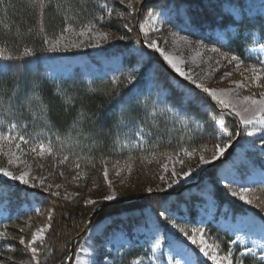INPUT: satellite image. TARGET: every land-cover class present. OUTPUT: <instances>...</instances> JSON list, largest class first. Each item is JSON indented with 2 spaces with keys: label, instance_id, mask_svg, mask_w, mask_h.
<instances>
[{
  "label": "trees",
  "instance_id": "trees-1",
  "mask_svg": "<svg viewBox=\"0 0 264 264\" xmlns=\"http://www.w3.org/2000/svg\"><path fill=\"white\" fill-rule=\"evenodd\" d=\"M142 1L0 0V68L4 69L0 70V131L24 136L28 147L41 142L50 144V158L54 160L69 157L63 163L62 176L55 179L57 192L38 186L3 187L7 193L4 197L5 190L0 192L6 211V217L0 218V264H65L72 239L81 233L96 207L105 202L108 186L102 173L104 165L126 168V174L116 182L119 187L115 201L141 199L115 204L97 213L92 226L106 220L109 225L93 239V246L106 242L114 230L133 238L134 232L144 225L143 211L153 214L163 226L164 237L171 235L180 240V234L164 223L173 220L167 213L177 214L174 224L179 231L187 230L198 219L199 208H207L197 194L190 192L191 188L173 197L161 195L179 191L183 185L169 189L156 173L155 164L145 163L184 151L194 154L183 160L182 170L192 168L191 177L196 181L201 173L195 186L197 192L208 190L217 206L214 221L206 226L210 229L209 239L221 252H227L232 240L215 224L224 207L226 214L233 217L250 213L264 222V183L249 188L247 197L251 203L246 204L233 196V192L237 193L234 183L219 184L221 163L198 167L196 154L212 157L216 145L231 143L237 134L236 124L221 115L208 99L204 100L201 90L196 89L199 95L193 100L184 87L188 84L174 79L158 58L143 47L141 38L149 44L157 40L158 34H141L139 27L151 14L164 11L168 16L160 19L159 34L177 32L217 48L228 59L235 56V62L264 69L250 53L256 37L264 44V17L253 7L248 13L244 4L247 0H160L143 5L137 31V12ZM249 1L261 5L259 0ZM223 4L239 9L240 17L226 13ZM88 26L107 34L108 55H122L118 71L111 67L114 72L105 74L98 63L97 71L89 77L81 67H74L71 73L52 79L42 63L43 58L52 55L49 41L63 33L64 28ZM121 35L126 39L120 40ZM87 56L95 61L92 54ZM220 118L224 120L222 130L217 128ZM232 153L233 150L226 160ZM246 170L245 164L236 168L242 178ZM75 171L77 175L73 174ZM29 193L34 194L37 208L25 211L21 206ZM171 198L174 202L165 207L163 201ZM40 225L47 226L43 239L27 244L32 231ZM21 237L24 244L20 243ZM82 240L75 247L73 260ZM146 246L118 255L111 250L107 256L110 264H131ZM32 247L36 248L35 254ZM103 258L104 255H97L95 264H101ZM258 260L257 256L244 255L237 257L236 264H257ZM199 264L205 263L199 260Z\"/></svg>",
  "mask_w": 264,
  "mask_h": 264
},
{
  "label": "rangeland",
  "instance_id": "rangeland-1",
  "mask_svg": "<svg viewBox=\"0 0 264 264\" xmlns=\"http://www.w3.org/2000/svg\"><path fill=\"white\" fill-rule=\"evenodd\" d=\"M259 2L261 5L255 6L254 3L247 0L244 3L246 11L251 13L250 9L253 7V11L258 12L264 17V0H259ZM222 6L223 10L230 16L236 19L240 17V10L235 6L230 4H223ZM167 16V13L164 11L156 15L151 14L143 24H140V30L141 28L143 29L141 34L147 31H153V33L158 34L156 40L158 47L165 55L172 58L186 75L191 76L192 80L195 81V83H193L181 77L185 80V83L189 82L194 86L196 83H199L208 87L210 90L216 91L218 94H224V98L230 105H235L236 109L241 111L245 119H251L253 121L250 124L241 123V135L236 143L231 158L221 163L218 174L219 184L228 185L234 183L237 187L238 198L239 195H244L248 199L247 196L249 191L242 192V188L249 189L252 185L264 183V124L255 122L256 116L253 115L255 111L254 108L252 111L243 112L244 108L251 107L249 103L244 102V98L260 99V93L264 92V69L255 66L258 72L253 73L251 67L254 65L235 62L232 59H228L226 55L222 53L220 54L217 51L213 52V48L206 46L203 42L191 40L177 32L167 35H163L162 33L159 34L161 28L159 21L161 18L167 19ZM68 29L69 31H64L56 38L49 41L48 47L52 51V55L42 59V63H44L45 67L48 69L52 79L63 74L71 73L74 67H81L89 77L94 71H97L99 66L98 63H101V70L105 74H112L114 72L111 67L118 71L119 68L117 67L121 65L122 55H108L105 52L108 36L103 30L95 26H88L82 29ZM81 33H83V35H81ZM255 41V46L250 49V53L255 59L264 61V47H262L264 44H262L257 37ZM87 53L92 54L95 61L90 60ZM134 53H137V51H134ZM160 57L163 59L162 56ZM256 75H259L260 79L254 80L253 77ZM237 84L242 85V87L238 88L236 86ZM199 90L202 91V89ZM208 98L212 100L211 97ZM212 101L221 108L217 101ZM236 117L241 122V117ZM220 120L221 118L218 119V122ZM218 122L217 128L222 130L223 127ZM247 132H253L254 135L249 137L247 136ZM231 143H227L228 147ZM17 144H19L20 147H17ZM225 144L226 143H224V145ZM33 147L26 146V144L22 143L19 139L14 141H0V169L9 171L16 176L27 174L25 177L27 183L24 184L19 180H11L0 173V182L3 183V185H0V192L3 191V187H5V189H10L15 185L25 186L26 188L38 186L45 189H52L55 192L58 191L57 189H59V186L56 180L60 179L62 176V170L64 169L62 168L64 166L63 163H61V160L50 158V154L47 152L44 153L43 156L38 155V149L37 152H33ZM254 153H258L260 156H256ZM193 154L192 152L184 151L179 155L162 157L145 164L152 165V163H154L159 178L163 183H166L167 187L170 189L196 181L191 177L192 168L189 167L190 170H182L183 160L192 158ZM196 156L198 157L199 168L207 167L214 161L212 159L213 156L208 157L206 153H198ZM201 157L209 162L201 163ZM242 164H245L247 169L245 171V178H242L236 171V168ZM125 169L126 168L118 164L114 166L104 165L102 167L103 178L108 186V194L103 200L113 201L116 198L118 193L117 189L119 187L116 185V182H118L121 175L124 173L126 174ZM105 170H107L108 173L107 179L104 175ZM174 172L177 175L174 176ZM183 172H189L190 176L182 178ZM75 173L76 171L73 172V174L77 175ZM56 175L58 176L56 177ZM173 180L177 182L173 183ZM190 192L197 194L198 197L203 200L202 205L205 206L207 210L203 211L202 208H199L198 219L185 230L188 235H191L192 229L194 228L202 229L205 243L211 246L212 251H215L218 256L221 257L231 254L234 258L233 264H236V259L240 256L253 255L258 258L264 256V222L262 220L255 218L250 213L239 214L233 217L230 214H226V208L224 207L222 209V214L218 216L217 221H215L216 226L220 228L223 233H228V238L232 239L227 245V252L224 254L208 237L210 229L207 228L208 225L206 226V224L210 221H214V214L217 207L214 200L209 195L208 190L199 193L194 186L191 187ZM6 193L7 191L5 190L3 194L4 197ZM20 197L23 196L20 195ZM107 197H112V199H107ZM25 199L27 202H23L21 209L25 211L36 210L37 204L34 201V194L29 193ZM240 201L244 202L242 200ZM171 202H174V198L163 201L164 205H166L165 207ZM4 206L5 202H0V218L6 217L5 211H3ZM180 209L182 212H185V207L183 205H181ZM141 214L143 215L144 225L134 232L135 236L133 238L126 237L125 233L122 231L114 230L110 231L106 242L100 246H93V239L101 235L102 231L109 225V221H102L95 225L88 236L82 241L72 264H95L94 258L100 254L104 255V260L101 264H110L111 260L107 255L111 253V250L114 254L116 253L115 255H118L129 249L136 251L146 244L148 248L145 247L142 249L140 258L134 260L131 264H183V260H181L179 256L173 259L175 253L169 247L170 242H178L180 247L188 249L194 262L200 260L205 264H212L211 260H208L202 253H199L198 245L200 243L201 233L198 232L196 234L197 244L193 245L187 235L177 231L176 228L173 227L174 220L177 219L176 213H167L169 217H166L169 219L172 218L173 220H170V222L164 221V223H167L166 225L172 229V231L180 234L182 240L173 239L171 235L164 237L162 232L163 226L158 223L154 215L147 211H143ZM184 219L187 220L188 218L184 217ZM46 228L47 226L45 225H40L35 228L27 244L42 240ZM22 236H24V234ZM21 239L22 237L19 240ZM249 249H251V252H249ZM145 253H148V255Z\"/></svg>",
  "mask_w": 264,
  "mask_h": 264
},
{
  "label": "snow or ice",
  "instance_id": "snow-or-ice-1",
  "mask_svg": "<svg viewBox=\"0 0 264 264\" xmlns=\"http://www.w3.org/2000/svg\"><path fill=\"white\" fill-rule=\"evenodd\" d=\"M65 32L69 31L68 28H64L63 29ZM131 31V29H129ZM141 31H143V29L141 28ZM81 35H83V33H81ZM120 40H124L126 39V37L124 35H121L119 37ZM45 43H47V41H45ZM146 47L154 49L155 51L159 52L160 56L163 57L164 61L167 62L168 65L171 66V68L177 73L179 74L180 77H183L184 79L190 80L193 83H195L194 80H192V77L189 75H186L185 72L172 60V58H170L168 55H165V53L158 47L157 41L153 40L151 41L149 44L146 45ZM264 47V46H262ZM139 51V50H137ZM213 52L218 51L217 48H213L212 49ZM140 55H146V53H139ZM29 55H31V53L29 52ZM231 59L234 61L237 58L235 56L231 57ZM262 67H264V61H260ZM0 70H4L3 68H0ZM251 71L253 73H257L258 69L255 66L251 67ZM254 80H258L260 79L259 75H256L253 77ZM238 88L242 87V85L237 84L236 85ZM184 87L187 88L188 92L192 94V99H195L196 95H199V93L196 92V89H202L203 93H206L207 96L203 97L204 100H207L208 97H211L212 100H215L218 102V104L221 106V108L223 110H227V111H231L233 112L236 116L241 117V123L242 124H250L253 121L251 119H245L242 116L241 111L236 109L235 105H230V103L224 98V94H218L216 91L214 90H210L208 87L203 86L202 84L196 83L195 84V88H191L188 85H185ZM166 99V97H165ZM244 102L245 103H249L251 105V107H246L243 109V112H249L252 111L253 108L255 109V111L253 112V115L256 116V123L259 124H264V92L260 93V99H251L249 97H245L244 98ZM222 127L224 125V120H220L218 122ZM254 133L253 132H247V136L251 137L253 136ZM16 139H19L22 143L27 144L28 141L25 139L24 136H20V137H13L10 135V133H5L3 131H0V141H14ZM229 139H231V137H229ZM17 147H20L19 144H17ZM228 147L227 144L221 146V145H216V149H215V153L212 157L213 160L218 159L219 157L224 156L225 154V149ZM38 149V155L43 156L44 153H49L51 154V152L53 151L52 146L46 145L43 142L38 143L35 147L32 148L33 152H37ZM69 159L68 156H64L63 160H61V163H64L65 161H67ZM209 161L205 160L203 157H201V163H208ZM77 167H79V165H77ZM0 173H2L3 176L8 177L11 180H19L21 183L26 184L27 183V179L25 178L27 174H22L19 176L13 175L11 172L9 171H5L3 169H0ZM105 178L107 179V170H105ZM173 175H177L175 172L173 173ZM190 173L189 172H183L182 173V178H186L189 177ZM176 180H173V183H176ZM250 189L248 188H242V192H247ZM237 193L233 192V196H236ZM107 199H112V197H107ZM239 199L244 201L246 204L247 203H251L250 200H248L244 195H239ZM93 203L92 201H89V204ZM163 214V213H162ZM49 219H51V217H49ZM177 225L173 224V227L175 228ZM180 232L184 233L185 235L188 236L189 240H191V243L193 245L197 244V240H196V234L199 232L201 233L200 236V243L198 245L199 247V253H202L204 257H206L208 260L212 261V264H233V257L231 256V254H229V256H218V254L215 251H212V248L210 245L205 243L204 237L202 235L203 230L199 229V228H194L192 229V233L191 235H188V233L185 231L184 228H180L179 229ZM0 235H3L2 233H0ZM21 244H24L25 241L23 239L20 240ZM169 247L173 250V252L175 253L173 259H175L176 256H179L181 258V260H183V264H199V260L197 261H193L190 255V252L188 249L182 248L180 247L178 242H170L169 243ZM32 253L35 254L36 253V248L32 247ZM249 252H251V249H249ZM33 260H35V255H33ZM36 264H39L38 261H36ZM257 264H264V256H261L259 258V260L257 261Z\"/></svg>",
  "mask_w": 264,
  "mask_h": 264
},
{
  "label": "water",
  "instance_id": "water-1",
  "mask_svg": "<svg viewBox=\"0 0 264 264\" xmlns=\"http://www.w3.org/2000/svg\"><path fill=\"white\" fill-rule=\"evenodd\" d=\"M156 1H159V0H143L140 5H139V8H138V12H137V22H136V29L137 31H139V25H138V22H139V17H140V14H141V10H142V7L145 3L147 2H156ZM143 47L145 48V50L148 52V53H151L153 54L154 56H156L158 58V61H159V64L176 80L178 81H182V82H185L184 79H182L176 72H174L169 65H167V63L160 57V54L159 52L155 51L154 49H151V48H148L146 47V43L144 42V40L141 38L140 39ZM189 87L191 88H195V86L193 84H190L189 82H186ZM202 92V91H201ZM203 93V92H202ZM204 96L206 97V94L203 93ZM208 101L211 103V105L221 114V115H224L226 118H228L230 121L234 122L237 126V134H236V137L235 139L232 141L231 145L225 150V154L224 156L222 157H219L218 159L214 160L212 163H210L208 166H215V165H218L220 163H222L228 156V154L235 148L236 146V143L238 142L239 140V137L241 135V130H242V125H241V122L239 121V119L236 117V115H234L233 113H231L230 111H227V110H223L222 108H220L217 104H215L212 100H210L209 98H207ZM200 175L201 173L199 174L198 178H197V181L195 182H192V183H189L187 185H183V187L179 190V191H172V192H168V191H165V192H162L160 193L161 195H164V196H167V197H173V196H176V195H179L181 193H183L185 190L191 188V187H194L198 181L200 180ZM141 198L138 197V198H131V199H127V200H122V201H105L104 203H102L101 205H99L98 207H96V209L93 211V213L90 215V217L88 218V220L86 221L81 233L75 237L74 239H72L71 241V245L69 247V250H68V254L66 256V259H65V264H72V261H73V255H74V250H75V247L79 241V239H85L88 234L90 233V231L92 230L93 226H92V223H93V220L96 216L97 213H99L102 209L104 208H107L109 206H112V205H115V204H122V203H126V202H132V201H136V200H140Z\"/></svg>",
  "mask_w": 264,
  "mask_h": 264
},
{
  "label": "bare ground",
  "instance_id": "bare-ground-1",
  "mask_svg": "<svg viewBox=\"0 0 264 264\" xmlns=\"http://www.w3.org/2000/svg\"><path fill=\"white\" fill-rule=\"evenodd\" d=\"M160 1V0H159Z\"/></svg>",
  "mask_w": 264,
  "mask_h": 264
}]
</instances>
